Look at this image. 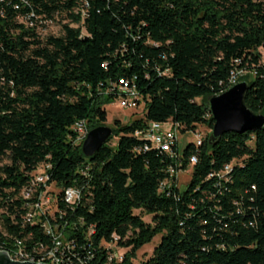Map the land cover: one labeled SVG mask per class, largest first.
I'll list each match as a JSON object with an SVG mask.
<instances>
[{
  "label": "trees",
  "instance_id": "16d2710c",
  "mask_svg": "<svg viewBox=\"0 0 264 264\" xmlns=\"http://www.w3.org/2000/svg\"><path fill=\"white\" fill-rule=\"evenodd\" d=\"M31 12L68 22L41 39L19 20ZM232 73L247 82L246 106L264 114V0H0L2 249L10 251V236L51 242L23 223L19 198L29 172L48 162L59 229L88 264H264V126L187 145L178 168L191 154L196 162L184 189L167 170L175 160L137 150L145 140L133 136L149 121L211 129L207 98L227 89ZM122 78L140 93L143 114L115 119L84 156L73 125H105ZM69 186L81 190L71 208L61 199ZM157 234L151 255L134 263Z\"/></svg>",
  "mask_w": 264,
  "mask_h": 264
},
{
  "label": "built area",
  "instance_id": "2783aa9c",
  "mask_svg": "<svg viewBox=\"0 0 264 264\" xmlns=\"http://www.w3.org/2000/svg\"><path fill=\"white\" fill-rule=\"evenodd\" d=\"M57 16L58 15H55L54 19H47L42 16H36L31 12L27 17H21L19 20L29 26L35 25L37 30L40 25L54 21ZM234 82H236V74L232 73L230 83L232 84ZM116 88L118 95L114 101L119 102L121 107L132 109L140 104V93L132 82L123 78L119 79ZM73 129L76 133L74 143H82L89 131L86 120L80 119L76 121L73 125ZM186 134H191L194 137L188 139L184 145L179 146L178 135L184 136ZM133 136L145 140L143 145L138 147L137 150L155 148L166 152L172 157L175 160V164H170L167 170L170 176L174 175L176 178L179 170H181L178 168V165L182 163L181 157L184 148L191 143L194 146L200 145L204 137L201 136L198 129L182 133L178 125L170 121H149L143 128L136 129L133 132ZM195 162L196 156L191 154L188 159V164L193 165ZM50 168V163L42 162L29 172L28 181L20 190L19 198L23 202L24 207V214H21L23 223L38 224L42 231L50 237L51 242L49 244H44L43 242L27 244L25 243V239H18L17 237L10 236L12 247L10 251H6L13 260L17 261L43 264H88L83 258L77 255V252L74 251L73 242L67 241L59 229L56 213L60 189L55 184L49 183ZM229 170L230 164H227L219 175H224ZM169 182V179L163 180L160 184V188L162 190L163 188L165 189V187L168 188ZM51 187H55L56 192L51 191ZM61 199L67 206L70 208L73 207L79 203L81 199L80 188L77 186L66 187L62 191ZM1 212L2 210H0V213ZM5 213H7V211H5ZM0 222V233L6 236L7 234L4 231L1 217ZM0 250L4 249L0 246ZM120 256L119 253H111L108 258L109 260L112 258L120 259Z\"/></svg>",
  "mask_w": 264,
  "mask_h": 264
},
{
  "label": "water",
  "instance_id": "95a60500",
  "mask_svg": "<svg viewBox=\"0 0 264 264\" xmlns=\"http://www.w3.org/2000/svg\"><path fill=\"white\" fill-rule=\"evenodd\" d=\"M247 86L244 80L236 81L221 93L207 98L208 110L213 119L208 136L209 142H213L226 132L255 131L264 126V114L252 111L244 102ZM111 134L112 129L107 125L91 128L81 143L83 155L91 156ZM0 264L43 263L13 260L6 250H0Z\"/></svg>",
  "mask_w": 264,
  "mask_h": 264
},
{
  "label": "rangeland",
  "instance_id": "374dc122",
  "mask_svg": "<svg viewBox=\"0 0 264 264\" xmlns=\"http://www.w3.org/2000/svg\"><path fill=\"white\" fill-rule=\"evenodd\" d=\"M67 22L68 21L63 19L62 17L57 16V18L54 21L46 22L43 25H40L37 29L39 37L41 39H44L48 35L59 36L62 33V25ZM70 25L74 27L78 26V25H73V24H70ZM105 108L107 111V120H106L105 125L109 126L110 128L112 127L113 121L115 119H118L120 122L125 123L128 120L138 117V116H142L143 114V104L142 103H140L136 108L126 109V108L121 107L119 105V102L114 101L112 103L105 104ZM197 128L201 136H206L211 130L205 125L198 126ZM193 137L194 136H192L191 134H186L184 136L178 135L179 146L184 145V143L188 139L193 138ZM115 142H116V137L114 136L111 139L110 143L114 144ZM4 162H7V160H4ZM191 168H192V165L188 164L186 169L179 170L178 175H177V180H178L177 184L180 189H184L186 187V184L190 178ZM50 189L51 191L56 192L55 187H51ZM141 214L143 216L144 221H147V222L150 221V218H151L150 215H147L145 213H141ZM0 227H1V222H0ZM159 240H160V234H157L153 237L150 243L143 245L137 251L134 263H140L141 261L147 259L151 255L153 247L159 242Z\"/></svg>",
  "mask_w": 264,
  "mask_h": 264
}]
</instances>
